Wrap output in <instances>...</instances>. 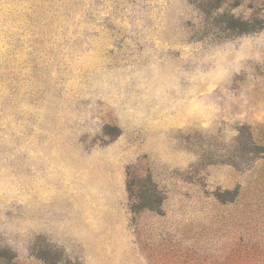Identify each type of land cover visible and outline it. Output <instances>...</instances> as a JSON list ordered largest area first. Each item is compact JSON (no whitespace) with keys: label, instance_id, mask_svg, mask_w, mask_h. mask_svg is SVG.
Segmentation results:
<instances>
[{"label":"rangeland","instance_id":"374dc122","mask_svg":"<svg viewBox=\"0 0 264 264\" xmlns=\"http://www.w3.org/2000/svg\"><path fill=\"white\" fill-rule=\"evenodd\" d=\"M0 264H264V0H0Z\"/></svg>","mask_w":264,"mask_h":264},{"label":"trees","instance_id":"16d2710c","mask_svg":"<svg viewBox=\"0 0 264 264\" xmlns=\"http://www.w3.org/2000/svg\"><path fill=\"white\" fill-rule=\"evenodd\" d=\"M128 176V189L133 196L134 212L160 211L164 197L152 177L150 175L146 177L131 176V171H129Z\"/></svg>","mask_w":264,"mask_h":264},{"label":"clouds","instance_id":"9594fccd","mask_svg":"<svg viewBox=\"0 0 264 264\" xmlns=\"http://www.w3.org/2000/svg\"><path fill=\"white\" fill-rule=\"evenodd\" d=\"M237 54L232 52V51H221V52H217L214 54L215 59L222 65V66H227L230 63H232L234 61V59L236 58ZM241 59L243 57H240Z\"/></svg>","mask_w":264,"mask_h":264}]
</instances>
